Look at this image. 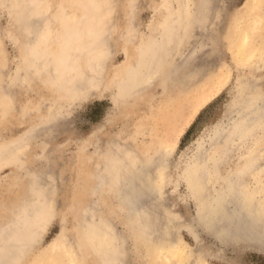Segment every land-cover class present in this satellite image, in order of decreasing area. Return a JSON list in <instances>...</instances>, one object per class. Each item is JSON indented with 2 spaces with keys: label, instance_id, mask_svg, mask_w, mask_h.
Listing matches in <instances>:
<instances>
[{
  "label": "rangeland",
  "instance_id": "obj_1",
  "mask_svg": "<svg viewBox=\"0 0 264 264\" xmlns=\"http://www.w3.org/2000/svg\"><path fill=\"white\" fill-rule=\"evenodd\" d=\"M83 1L41 0L40 3L48 4L50 14L66 3L74 7L73 15L81 16L85 9L79 7V2ZM205 1L109 0L115 7L110 16L111 24L107 23L110 56L106 58L105 70L102 69L101 85L85 93L86 96L73 99L50 82H42L36 77L23 79L28 69L25 45L30 39L26 28L32 25L40 29L45 16H42L43 19L31 17L29 21L28 16L19 15L12 9L9 0H0V144L22 135L27 139L24 140L27 148L22 166L12 164L0 167V225L12 218L16 207L31 198L30 173H34L36 185L42 183L47 186H44L47 188L44 191L48 192L49 203L53 205V214L24 264H62L69 257L82 264H100L88 246L81 248L77 243L81 239L78 225L80 212L97 200L99 204L96 205L102 208L104 214L113 217L117 228L126 233L130 264H264V253L257 245L224 244L201 224L196 214L198 199L193 195L195 189H191L184 178L185 170L196 166L199 145L203 142L202 146L207 151L211 146L208 139L210 132L218 125L228 124L235 109L239 79L257 77L258 87L264 90V69L247 68L244 63L248 59L238 49L240 30L252 27L249 24L252 14L261 10L264 2L207 0V8ZM102 2L100 0L98 4ZM182 3L188 4L193 22L201 20L204 14L206 26L201 28L196 22L185 37L174 35L170 74L152 72L148 74V83L141 88L143 93L130 94L126 91L128 87H121L120 84L124 69L128 63L139 67L142 61H146L157 34L168 27L169 13L179 10ZM37 7L39 9L40 6ZM91 10H95L94 4L86 9L87 12ZM253 39L259 47L263 44L264 20L260 22ZM180 77L191 81L188 93L174 100L168 110L159 113L156 108L160 91L179 85ZM263 135L256 139L246 137L238 144L234 143L233 148H229V154V150L219 152L221 164L218 162L217 167L221 168L220 171L242 166L251 149H260ZM117 144L133 147L130 149L136 150L134 152L144 163L147 160V163H153L141 172L144 178L140 173L143 184L140 189L147 193L143 195L144 204L156 203L162 207L157 206L162 216L156 219L157 232L165 237V223L171 222L169 218L172 216L178 218L173 217L172 222H179L180 219L198 232L200 243L186 226L180 225L179 243L175 239L172 244H176L174 248L178 255L181 254L180 258L163 260L155 256L145 242L138 240L139 244L136 243L134 232L125 226L127 216L119 209L115 192L113 194L107 187H103L99 194L94 192L97 172L105 161L103 152L109 145L112 148ZM169 144L173 146L170 149ZM162 172L164 178L160 182L158 178ZM158 183V189H162L159 192L153 187ZM149 191H153L152 196ZM61 234L68 235L73 247L70 243L66 245L68 247L64 245L56 251L59 255L53 261L50 257L53 249L48 246ZM180 241L183 242L180 244ZM186 256L188 258L184 260Z\"/></svg>",
  "mask_w": 264,
  "mask_h": 264
},
{
  "label": "bare ground",
  "instance_id": "obj_2",
  "mask_svg": "<svg viewBox=\"0 0 264 264\" xmlns=\"http://www.w3.org/2000/svg\"><path fill=\"white\" fill-rule=\"evenodd\" d=\"M9 1L14 11L16 10L19 15L28 16V19L45 16L40 29H35L36 27L29 24V27L26 28L28 32L26 35H30V39L28 38L25 45L28 69L25 75L23 74V79L36 77L42 82H50L73 99L85 95V93L87 94L93 88L101 85L102 69L106 64V58L110 56V48L107 42L108 27L111 24L110 16L113 7H115H112L109 0H103L101 4H98L100 0L79 2V7L85 9L81 16L73 15L74 7H69L66 3L61 4L54 14H50L48 4L40 3L41 0ZM260 1L264 2V0ZM204 3H206L204 6L208 8V1L206 0ZM92 4H94L95 10L87 12L86 9L88 10ZM37 5L40 6L39 9L35 8ZM189 12L188 4L182 3L179 10L169 13V24L166 31L157 34L152 51L147 53L146 61H142L143 63L139 67L134 66L133 63H128L122 74L124 76L120 81L121 87H128L126 91H129L130 94L132 92L142 94V86L149 81L148 74L152 72L170 74L171 63H173L171 48L175 43L173 36L179 37L190 33L191 28L195 27L193 25H196L197 22L191 20ZM263 16L264 7H261V10L255 15L252 14L249 21L252 27L241 29L239 32L240 45L238 49L244 58L249 60L244 64L251 70L264 69V41L261 42L263 44L260 47L257 42L253 41L255 31L259 28L260 22L264 20ZM203 17L204 14L202 19L197 22L201 28L206 26L207 19L205 17L203 19ZM171 40L173 41L171 42ZM246 78L239 79L238 93L235 96V109L228 124L214 127L208 135L211 142H209L211 144L210 152L209 149L206 151L203 148V142L199 145L195 156L196 166L193 169L188 167L184 172V178L191 189H195L193 195L198 199L196 214L201 224L209 232L224 244L252 243L264 253V141L260 149L249 151L243 165L237 169L232 168L222 172L220 171L221 168L217 167L220 161L219 152L229 150V154L231 152L229 148L234 143L242 141L246 137L256 139L259 135L264 134V90L258 87L259 79L257 77ZM179 80L181 82L179 85L170 86L160 91L156 108L159 113L165 109L168 110L173 105L174 100L188 93L191 81L183 77H180ZM250 83L253 85H248ZM73 99L72 102H74ZM27 137L29 136L27 135ZM24 140L27 139H25V135H22L11 142L0 144V167L12 164L22 166L24 151L27 148V143ZM115 146L111 148L109 145L103 152L105 161L104 165L102 164L103 167L97 172V185L94 187V192L99 194L103 187L113 191V194L115 192L118 198V207L127 216L125 226L134 232L133 237H135L136 243L138 240L145 242L149 245L151 252L163 260L170 261L172 258H178L181 254L178 255V251L174 248L176 244L174 246L172 244L180 236L178 235L180 225L186 226L197 242L201 241L198 232L194 231L189 224L180 222V219L179 222H176L178 219L176 216L169 218L171 222H164L166 224L163 234L165 237L157 232L158 223L156 219L161 216L157 206L161 207V205H156V203L154 205L153 203L152 205L144 204L142 199L146 190L140 189L143 185L141 184L140 173L148 164L150 167L153 163H147L148 160H145L146 163H144V160L134 152L136 150L130 149L133 147L128 148L123 144ZM172 147L171 144L168 145L169 149ZM138 160L140 161L138 162ZM154 163L157 165L156 159ZM219 164L221 163L219 162ZM163 174L162 172L159 175L160 182L164 178ZM29 175L32 179L31 198L29 197L30 199L16 207L12 218L9 217L11 219L0 225V264H24L35 244L39 242L50 215L53 214L52 203L50 204L48 200V192L44 191L47 188L45 189V185L38 180L40 185H36L34 173ZM142 175L144 176V173H141ZM143 180L146 181V179ZM50 183L53 184V182H48V184ZM153 187L158 192L162 190L158 189L159 183L158 186L154 185ZM146 189L148 188L146 187ZM153 191L148 193L151 195ZM95 199L97 200L98 197ZM97 201H92L80 212L82 215L78 225L81 230V239L77 242L78 245L81 248L88 246L89 251L100 264H130L128 262L130 257L127 252L128 238L126 233L121 228H117L113 217L104 214L102 208L96 205L99 204ZM173 217L176 220L172 222ZM66 236L61 234L60 237H56L49 243L48 248L53 249L50 256L53 259L59 255L56 251L72 242L68 235ZM179 238L177 243H179ZM181 242L183 241H180V244ZM70 244L73 247V244ZM68 252H71L70 249ZM186 254L189 253L186 252ZM186 258L188 256L183 259ZM203 259L201 258V260ZM80 262L74 257H69L67 262L62 264H82Z\"/></svg>",
  "mask_w": 264,
  "mask_h": 264
}]
</instances>
